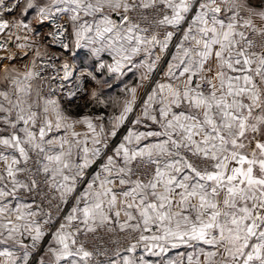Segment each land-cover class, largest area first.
<instances>
[{"label":"snow or ice","instance_id":"1","mask_svg":"<svg viewBox=\"0 0 264 264\" xmlns=\"http://www.w3.org/2000/svg\"><path fill=\"white\" fill-rule=\"evenodd\" d=\"M0 264H264V0H0Z\"/></svg>","mask_w":264,"mask_h":264}]
</instances>
